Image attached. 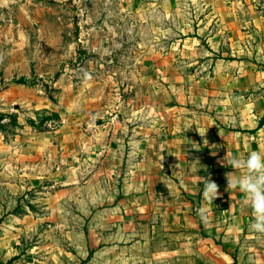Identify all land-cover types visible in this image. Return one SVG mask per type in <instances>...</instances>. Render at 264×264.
Returning <instances> with one entry per match:
<instances>
[{
    "label": "rangeland",
    "instance_id": "rangeland-1",
    "mask_svg": "<svg viewBox=\"0 0 264 264\" xmlns=\"http://www.w3.org/2000/svg\"><path fill=\"white\" fill-rule=\"evenodd\" d=\"M252 11L254 0H0V264H219L205 258L224 237L211 229L235 198L209 203L205 184L264 116L240 129L211 85L264 66L239 34Z\"/></svg>",
    "mask_w": 264,
    "mask_h": 264
},
{
    "label": "crops",
    "instance_id": "crops-1",
    "mask_svg": "<svg viewBox=\"0 0 264 264\" xmlns=\"http://www.w3.org/2000/svg\"><path fill=\"white\" fill-rule=\"evenodd\" d=\"M234 21L235 24L238 22L237 19H234ZM248 23H250L249 31L242 32L240 30L239 34L245 37L254 36V49L264 52V0H254V11H252ZM234 26L236 27L237 25ZM246 69L250 73L242 70L239 78L230 80L222 78L221 81L217 79L211 86L218 90L221 89V94L215 89L213 93L216 92V95H222V103H225L226 106L231 104L234 113L228 114L225 112L228 114L227 116L235 119L237 117L240 118V129L250 131L257 128L258 120L264 116V111L258 109L255 104L256 102H264V66L256 62H248ZM248 133H236L232 139L235 149L231 146L226 155L216 161L218 166L222 165L219 172L214 175L213 180L218 185L219 195L223 193L229 194V196L235 198V201L229 210L230 218L223 222V227L220 228L221 222H219L218 227L214 225L211 229L224 232V237H222V240L217 241V246L221 248L219 253L215 254L213 250L205 257L206 262L219 264H229L228 262H232V264H264V235L250 230L249 226L253 221V217L251 209L243 203V193L238 190H229L227 187V174L234 173L236 170L226 167V158H245L251 151L264 152V126L257 131L254 137H249ZM239 146L241 147L240 150H238ZM241 173L242 170H237L234 174L239 176ZM72 180L75 183H81L78 177ZM71 183L66 180L67 185H71ZM156 239L157 237H152L149 241L153 242ZM206 244L213 245L216 242L212 240L211 243ZM178 251H180V248L168 250L165 253L160 252V255L155 258H161L165 255L168 258L166 260L172 261L178 256Z\"/></svg>",
    "mask_w": 264,
    "mask_h": 264
},
{
    "label": "clouds",
    "instance_id": "clouds-1",
    "mask_svg": "<svg viewBox=\"0 0 264 264\" xmlns=\"http://www.w3.org/2000/svg\"><path fill=\"white\" fill-rule=\"evenodd\" d=\"M85 78L91 79L85 72ZM227 164L237 170L241 175L227 174V187L229 190H238L243 193V203L251 209L253 221L250 230L264 235V152L251 151L245 158H226ZM218 185L208 180L204 188V197L211 203L218 198ZM202 211V210H201Z\"/></svg>",
    "mask_w": 264,
    "mask_h": 264
}]
</instances>
